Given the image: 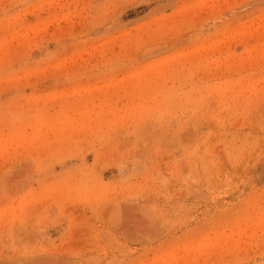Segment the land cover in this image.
I'll use <instances>...</instances> for the list:
<instances>
[{
    "label": "rangeland",
    "instance_id": "obj_1",
    "mask_svg": "<svg viewBox=\"0 0 264 264\" xmlns=\"http://www.w3.org/2000/svg\"><path fill=\"white\" fill-rule=\"evenodd\" d=\"M0 264H264V0H0Z\"/></svg>",
    "mask_w": 264,
    "mask_h": 264
}]
</instances>
